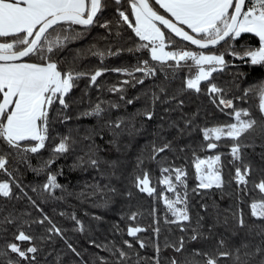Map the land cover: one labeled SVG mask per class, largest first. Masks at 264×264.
I'll return each mask as SVG.
<instances>
[{
	"label": "trees",
	"instance_id": "1",
	"mask_svg": "<svg viewBox=\"0 0 264 264\" xmlns=\"http://www.w3.org/2000/svg\"><path fill=\"white\" fill-rule=\"evenodd\" d=\"M105 2L107 6L99 14L98 22L86 32L76 26L77 31L83 33L81 38L69 43L55 56L64 70L74 68L88 74L103 70L102 75L94 85L90 84L88 76L76 81V86L65 97L69 105L67 109H62L58 103L53 104L50 109L49 139L39 153L27 154L29 164L18 162L14 150L0 144L1 154L11 152L8 156V170L12 173L11 177L0 173V182L14 180L20 185L19 188L15 184L12 186L15 198H0L3 215L11 212L29 221L23 230L36 237L33 243L39 251L34 264H100V257H104L108 264H114L116 257L104 250L105 245L109 249L116 245L129 251L132 260L127 264H135L136 253L144 258L141 264H155L153 257H156V246L160 248L156 257L160 264H169L173 257L183 262L185 257L191 258L193 250L214 253L221 239L225 247L220 250H231L246 238L244 232L247 231L235 227L232 220L234 212L242 211L246 224L264 223L253 218L250 213L251 202L259 201L261 196L254 185L264 180V136L252 133L246 139L241 138L248 145L242 149L243 163L250 166L251 173L247 177V191L239 192L234 177L235 168L241 166V162H233L230 155L233 141L222 138L216 142V149L209 150L206 148L208 141L203 138V129L234 122L229 115L231 109L221 111L222 106L212 102L213 94L208 92V88L216 84L225 90L226 98L233 99L237 110L249 111L257 121L264 119L258 109V92L245 95L249 88L255 89L264 82V67L244 64L229 54L233 48L242 50L243 46L256 47L257 38L243 33L231 44L225 42L216 49L203 51L223 54L226 65L222 70L212 73L208 80L202 81L199 85L201 90L197 93L186 88L192 67H164L162 70L157 62L150 59L147 49L137 50L145 42L140 41L118 16V10H123L134 23L129 0H122L120 5H116L114 0ZM155 7L167 16L158 5ZM106 22L109 28L100 26ZM162 30L167 36H172L166 29ZM172 39L176 43L168 50L183 47L186 50L201 51L174 36ZM89 49L110 50L113 54L101 59ZM144 60H148L149 66L156 69L154 75L145 77L142 72L135 71L137 66H143ZM116 69L133 72L135 77L144 82L136 83L133 77L117 72ZM124 80L132 83L124 85ZM121 87L123 93L112 91L113 88ZM154 93L159 97L156 101H153ZM121 95L124 99L120 98ZM127 100L133 103L128 104ZM98 103L105 109L100 117L83 115L92 111ZM147 112L152 113L151 120L146 118ZM118 120L123 121L121 128L109 126L108 122ZM65 137L69 138V151L57 156L52 149ZM165 143H169L170 148L151 159L153 147ZM214 155L221 156L219 168L224 186L222 189L199 188L194 160ZM50 157L55 161L50 167L43 171L33 170L39 169ZM90 157L99 161L98 167L88 163ZM162 167L181 168L187 173L186 189L177 185L181 194L185 190L187 192L191 217L190 222H183L184 231H181V224L166 222L173 217L163 197L174 198V193L168 192L166 186L159 183ZM144 172L149 174L150 186L156 190L151 196L134 186L135 177ZM49 174L57 176L60 188L44 190ZM171 175L174 176V173ZM110 188L116 191L111 192ZM133 213L136 214L135 221L129 219ZM44 214L62 230L63 238L50 236L46 231L50 227L47 223H31ZM73 216L82 222L83 232L77 230ZM226 216L227 224L223 222ZM129 226L146 229L138 234L146 244L144 249H140L136 240L127 235ZM156 228L160 230L158 235L154 232ZM193 229L200 233L196 240L190 239L194 234ZM14 231L9 226L6 233L0 234V248L6 243L5 236L7 241L13 239ZM181 238L185 241L183 253H175L172 248L166 247V244L178 243ZM249 239L252 243L259 241L258 237ZM125 240L133 243L132 250L124 246ZM27 246V242L22 244V247ZM195 259L203 261L204 257L197 256ZM221 264H232V261L229 259Z\"/></svg>",
	"mask_w": 264,
	"mask_h": 264
},
{
	"label": "snow or ice",
	"instance_id": "2",
	"mask_svg": "<svg viewBox=\"0 0 264 264\" xmlns=\"http://www.w3.org/2000/svg\"><path fill=\"white\" fill-rule=\"evenodd\" d=\"M114 3L120 5L122 0H114ZM155 5L163 9L167 16L161 14ZM106 6L105 0H0V144L6 145L7 149L14 150L18 162L29 164L27 154H36L45 148L46 141L49 139L50 109L53 104L58 103L62 109H67L69 105L65 97L76 86V81L88 76L90 84L94 85L97 78L102 75L103 70H97L93 74L78 72L74 68L64 70L55 56L69 43L81 38L83 33L77 31L76 26L86 32L98 22V14ZM129 7L134 23L123 10H118V16L140 41L145 42L140 44L137 50L147 49L150 59L157 62L162 70L164 67L180 69L185 66H194L196 68L195 76L186 80L188 90L199 93L200 83L208 80L212 73L222 70L226 61L223 54H205L203 51L195 52L183 47L166 51V48L171 49L176 43L172 39L173 36L203 50L210 46L214 47L221 41L231 44L243 33L252 34L258 40L256 47L243 46L242 50L233 48L229 54L244 64L264 67V0H154V3L152 0H129ZM100 26L106 29L110 27L107 22ZM162 29H166L172 36H167ZM89 51L101 59L105 55L113 54L110 50L92 51L89 49ZM189 61L191 65L188 64ZM205 65L209 67L205 68ZM115 71L133 77L136 83L144 82L135 77L133 72L122 69ZM135 71L142 72L147 77L154 75L156 69L149 66L148 60H144L143 66H137ZM122 83L128 85L132 81L124 80ZM112 91L123 93L124 89L122 87L113 88ZM161 91L163 92L164 89L161 88ZM253 91L258 92V109L264 116V82L257 85L255 89L249 88L245 95ZM208 92L213 94L212 102L222 106L221 111L231 109L229 115L233 117L234 122L225 126L203 129V138L208 141L206 148L216 149L218 147L216 142L225 137L233 141L230 155L233 162H241V166L235 168L234 178L238 191L246 192L249 183L247 177L251 173V168L243 163L242 149L248 145H245L241 138L246 139L252 133L264 136V119L257 121L249 111L237 110L233 99L226 98L225 90L216 84H211ZM120 98L124 99V96L121 95ZM158 99L159 97L154 93L153 101ZM126 103L132 104L133 101L127 100ZM112 107H118V105H112ZM104 111L105 109L98 103L92 111L83 115L100 117ZM145 115L148 120L152 119L151 112ZM108 123L110 127L119 129L123 121ZM68 139L67 137L61 139L53 147L52 152L57 156L67 153L69 151ZM169 148V143L160 147L154 146L153 155L150 158L155 159L156 155ZM9 155L11 152L0 154V173L11 177L12 173L8 170ZM54 162V159L50 157L39 169L33 170L43 171ZM220 162V155L194 160L199 188H223L222 173L217 167ZM88 163L93 167L99 166V161L92 157L89 158ZM164 173H169V175H164ZM171 173H174V176ZM186 175L187 173L181 168L162 167V178L159 181L166 186L168 192L174 193V198L163 197L166 208L173 217L172 220L166 222L181 224V231L185 230L183 222L191 220L187 206V192L185 190L181 194L177 190V185L184 186L186 189ZM13 184L17 188L20 187L14 180L0 182V198L5 200L15 198L12 191ZM134 186L149 196L156 191L150 186V176L147 172L135 177ZM43 187L45 191H50L60 188L61 185L57 182L55 174H49ZM254 188L261 196L259 201L251 202L250 213L256 220L264 222V180L255 184ZM109 191L115 192L116 190L110 188ZM33 204H35L34 201ZM3 212L4 210L0 209V234L6 233L9 226L15 231L12 233L11 241H7L5 236L6 243L0 248V264H23V262L34 264L39 251L33 243L36 237L23 230L29 221L22 220L11 212L3 215ZM72 219L77 225V230L83 232L82 222L75 216ZM129 219L135 221L136 214L133 213ZM232 220L235 227L247 229L244 232L246 238L241 240L239 245L233 246L231 250L221 251L220 249L225 247V242L221 239L214 253H201L199 250H193L190 254L191 258L185 257L181 262L173 257L169 264H221L222 261L229 259L232 264H264V223L246 224L242 211L234 212ZM223 222L228 223L227 216ZM31 223L40 225L47 223L50 227L46 231L50 236L57 235L63 238L62 230L46 214L38 220H32ZM145 230L139 226L127 228V235L136 240L140 249H144L146 244L138 234ZM159 231V228L154 229L157 235ZM193 233L190 239H198L200 235L198 230L193 229ZM255 237H258L259 241L252 243L249 238ZM40 239L44 238L40 237ZM24 242H27V247H22ZM123 244L129 250L134 247L133 243L128 240L123 241ZM166 247L172 248L175 253H183L185 241L181 238L178 243L166 244ZM104 250L116 257L114 264H127L132 260L129 251L116 245H113L111 249L105 245ZM155 252L158 257L159 246L155 247ZM136 256L135 264H141L144 258L140 257L139 253H136ZM197 256H203V261L196 260ZM156 257H153L155 264H160ZM99 259L100 264H108L104 257Z\"/></svg>",
	"mask_w": 264,
	"mask_h": 264
},
{
	"label": "water",
	"instance_id": "3",
	"mask_svg": "<svg viewBox=\"0 0 264 264\" xmlns=\"http://www.w3.org/2000/svg\"><path fill=\"white\" fill-rule=\"evenodd\" d=\"M99 14H100V13H99ZM99 14H98V16H99ZM97 18H98V17H97ZM161 27H162V26H161ZM170 34H171V33H170ZM175 38H176V37H175ZM176 39L179 40V38H176ZM179 41H180V40H179ZM182 42H185V41H182ZM185 43H187V42H185ZM224 43H225V41H221L220 44H218V45H216V46H214V47L210 46L208 49H203V50H201V49H199V48H196V46L191 45V44H189V43H187V44H189V45L193 46L194 48L199 49V50H201V51H209V50H213V49L218 48L219 46H221V45L224 44ZM0 154H1V151H0Z\"/></svg>",
	"mask_w": 264,
	"mask_h": 264
},
{
	"label": "rangeland",
	"instance_id": "4",
	"mask_svg": "<svg viewBox=\"0 0 264 264\" xmlns=\"http://www.w3.org/2000/svg\"><path fill=\"white\" fill-rule=\"evenodd\" d=\"M241 35H242V34H241ZM165 50L167 51L168 49L166 48ZM205 54H217V53H205ZM189 65H190V64H189ZM204 67L207 68V67H209V66H208V65H205ZM190 68H191V67H190ZM190 72H191V73H190L189 78H190V77H194L195 74H196V68H195L194 66H192ZM217 167H219V165H217ZM171 254H172V255H175L173 252H171Z\"/></svg>",
	"mask_w": 264,
	"mask_h": 264
},
{
	"label": "crops",
	"instance_id": "5",
	"mask_svg": "<svg viewBox=\"0 0 264 264\" xmlns=\"http://www.w3.org/2000/svg\"><path fill=\"white\" fill-rule=\"evenodd\" d=\"M182 63H183V62H182ZM188 64H190V65H191V62L189 61V62H188Z\"/></svg>",
	"mask_w": 264,
	"mask_h": 264
}]
</instances>
